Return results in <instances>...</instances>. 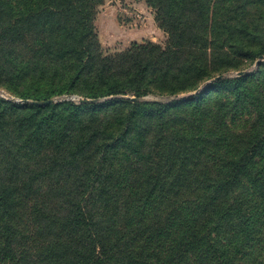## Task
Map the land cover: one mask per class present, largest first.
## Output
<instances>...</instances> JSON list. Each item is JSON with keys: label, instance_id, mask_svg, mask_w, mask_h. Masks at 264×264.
<instances>
[{"label": "trees", "instance_id": "1", "mask_svg": "<svg viewBox=\"0 0 264 264\" xmlns=\"http://www.w3.org/2000/svg\"><path fill=\"white\" fill-rule=\"evenodd\" d=\"M145 2L170 36L166 48L133 43L106 57L93 26L102 0H0V15L28 12L22 22L39 16L44 28L58 15L41 47L85 81L174 74L192 90L212 71L264 56V0ZM259 74L174 106L64 104L50 121L48 107L31 105L13 124L0 114V264H264ZM118 94L127 95L109 87L87 98ZM244 114L248 126L235 133L229 121ZM169 178L175 186L163 187Z\"/></svg>", "mask_w": 264, "mask_h": 264}, {"label": "rangeland", "instance_id": "2", "mask_svg": "<svg viewBox=\"0 0 264 264\" xmlns=\"http://www.w3.org/2000/svg\"><path fill=\"white\" fill-rule=\"evenodd\" d=\"M25 16L22 20H16L17 15H12V19H9L10 15L6 10L0 15V114L12 113L8 116L9 120L7 119L9 124H13L17 115L25 116L31 113V110L23 109L31 106L28 103L33 101L31 98L41 99L40 102L52 100L51 104L38 107H48L43 115L54 121L66 114L64 104H72L78 109L84 106L107 108L106 105L110 103L131 100L140 104L157 103L162 106H174L203 94L212 93L213 90L210 88L219 80L234 81L249 78L258 72L262 73L259 75L264 85V61L257 66L256 62L259 58L236 62L234 66L237 67L228 71H212L209 74L210 78L200 82L192 90H182L184 83L177 81L174 74H168V79H161L162 74H145L143 77L141 74H119L117 79L107 80L104 83L86 77L85 81L82 77L77 78L78 74H74L72 62L49 55L41 47L42 42L49 40L47 30L59 16L53 15L54 20L50 25L46 24L47 28L42 27L44 25L38 21L39 16L22 22L29 18ZM93 26L100 52L104 57L123 53L133 43H151L165 49L170 39L167 30L160 27L157 22L155 9L148 6L145 0H102V3L96 7ZM109 87L121 88L127 95L87 98L90 94H99V90L105 92ZM137 88L142 90L143 94L140 97L131 93ZM82 100H96V103H82ZM81 112L79 111L75 117L82 119L83 112ZM87 116L89 114H85V117ZM249 119L250 116L244 114L233 122L229 121L232 130L235 133L244 131ZM10 126H6L5 130H10L12 139V133H15L14 125ZM1 137L5 138L2 132ZM163 150L155 149L154 158L159 160L158 154L162 151V155ZM156 166L150 163L148 167L154 170ZM207 169L217 170L211 165ZM165 183L167 184L163 187L175 186L171 178ZM53 185H55L53 181L42 182L44 188ZM196 185L198 183H190L191 187Z\"/></svg>", "mask_w": 264, "mask_h": 264}, {"label": "water", "instance_id": "3", "mask_svg": "<svg viewBox=\"0 0 264 264\" xmlns=\"http://www.w3.org/2000/svg\"><path fill=\"white\" fill-rule=\"evenodd\" d=\"M264 61V56L260 57L259 60L256 62V65H260V63ZM242 74V73H240ZM132 100H135L132 98ZM82 103H96V100H82ZM29 104L33 105V106H44V105H48L52 103V100H48L45 102H34V101H29Z\"/></svg>", "mask_w": 264, "mask_h": 264}]
</instances>
